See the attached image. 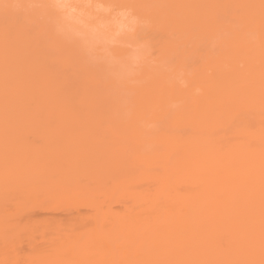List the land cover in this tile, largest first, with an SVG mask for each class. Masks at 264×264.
<instances>
[{
	"label": "bare ground",
	"instance_id": "6f19581e",
	"mask_svg": "<svg viewBox=\"0 0 264 264\" xmlns=\"http://www.w3.org/2000/svg\"><path fill=\"white\" fill-rule=\"evenodd\" d=\"M0 264H264V0H0Z\"/></svg>",
	"mask_w": 264,
	"mask_h": 264
}]
</instances>
